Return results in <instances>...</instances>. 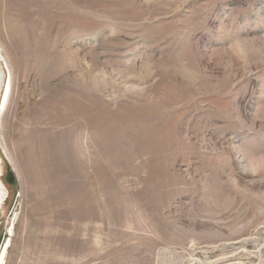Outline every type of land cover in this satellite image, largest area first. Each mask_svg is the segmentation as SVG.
Masks as SVG:
<instances>
[{
    "label": "rangeland",
    "instance_id": "1",
    "mask_svg": "<svg viewBox=\"0 0 264 264\" xmlns=\"http://www.w3.org/2000/svg\"><path fill=\"white\" fill-rule=\"evenodd\" d=\"M0 63L4 264H264V0H0Z\"/></svg>",
    "mask_w": 264,
    "mask_h": 264
},
{
    "label": "bare ground",
    "instance_id": "2",
    "mask_svg": "<svg viewBox=\"0 0 264 264\" xmlns=\"http://www.w3.org/2000/svg\"><path fill=\"white\" fill-rule=\"evenodd\" d=\"M12 89H13V82H12L11 72L9 73V75L4 73L3 66L0 63V119L8 106V103L10 101L11 94H12ZM4 194L6 193L4 191L3 184L0 180V206H1ZM12 232L13 230L11 229L10 233ZM10 243H11V239L6 240L1 249L0 264L5 263L6 254L10 246Z\"/></svg>",
    "mask_w": 264,
    "mask_h": 264
}]
</instances>
